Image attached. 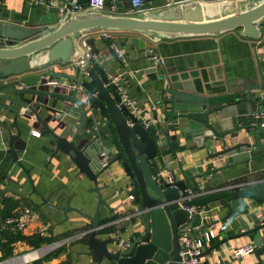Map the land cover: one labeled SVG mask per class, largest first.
Instances as JSON below:
<instances>
[{"label":"water","instance_id":"95a60500","mask_svg":"<svg viewBox=\"0 0 264 264\" xmlns=\"http://www.w3.org/2000/svg\"><path fill=\"white\" fill-rule=\"evenodd\" d=\"M58 1L68 3L72 0ZM116 1L106 0V6H124L123 2ZM159 1L164 3L142 14H113L89 9L62 20L50 19L49 13L36 19L41 5H34V26L8 21L9 9L0 8V12H5L1 14L5 20L0 19V100L17 105L12 108L0 102V113L8 110L15 118L21 109L33 113L43 127L41 135L51 136L54 154L66 155L93 182L97 204L94 214L87 216L92 226L84 243L87 247L84 253L90 264H181L179 233L188 213L179 207L178 199L186 188L202 193L200 197L185 201L186 206L197 207L192 225L198 226L200 231L209 226L202 224L200 208L218 202L228 209L221 220L232 218L234 214L236 234L223 238L214 247L230 238L258 233L254 253H264V224L260 223L263 214L250 208L251 203L264 206V178L208 191H203L199 182L217 171L251 160H264V127L255 125L250 117L251 112L264 108V74L259 63L260 82L241 86L223 80L214 82L202 64L173 66L180 58L165 59L163 64L149 66L148 71L157 72L161 82L153 104L155 109H165L162 115L166 118L165 126L147 120L149 127L142 123L133 107L121 103L118 83L112 82L107 69L98 60L89 59L84 65L74 66L69 78L80 89L48 91L38 86L40 79L46 75L60 76L51 72L30 73L51 62H74L84 52L82 43L89 47L90 53L100 57L92 36L96 32L126 31L152 39L218 36L231 30L252 39L264 36V0ZM87 3L89 0H76L79 6ZM48 23L51 26L46 27ZM100 41L106 46V56L120 63L119 55L125 51H117L113 38L102 37ZM126 43L133 44L136 50L149 57L150 51L143 40L133 37L125 40ZM7 90L10 93H5ZM21 95L39 96V100L33 105L22 100ZM45 97L54 99V108L60 111L57 120L64 127L58 133L36 112V107L44 106ZM70 116L78 118L77 122L72 123ZM177 119L186 122L178 127L184 136H191L201 144L204 140L223 144L219 150L214 148L211 158L225 154L227 160L209 170L202 166L183 168L179 165L181 177L175 174L176 187H171L159 175L160 151L166 145L176 154L180 143L172 139L171 130L176 124L174 120L179 123ZM0 125L5 127L1 120ZM252 129L256 130L258 138L255 133L249 134L248 130ZM6 130L7 136L0 135V153L11 155L7 170L16 163L28 174L18 154L25 150L26 141L18 128L16 133ZM69 130L72 134L67 138ZM227 139L233 140L232 144L228 145ZM103 161L106 162L104 166ZM113 164L122 169L127 179V193L133 197L128 201L129 228H123L124 237L115 234L98 238V209L101 204L108 207L101 195V189L108 184L100 186L98 178ZM4 177L5 173L0 175V181ZM5 191L0 189V196ZM258 264H262L260 258Z\"/></svg>","mask_w":264,"mask_h":264},{"label":"crops","instance_id":"0c3cea01","mask_svg":"<svg viewBox=\"0 0 264 264\" xmlns=\"http://www.w3.org/2000/svg\"><path fill=\"white\" fill-rule=\"evenodd\" d=\"M213 1V0H208ZM123 2L122 8L105 6L103 11L113 14H130V0H117ZM164 1L147 3L142 11L136 12L142 14L150 11ZM119 4V3H117ZM8 8L10 22H15L24 26H34L35 7L25 3V0H2L0 8ZM5 12H0L1 14ZM51 14L50 19L58 18L57 8L46 9L44 6L38 8L35 18L38 19L44 14ZM5 15V14H4ZM51 26L50 23L46 27ZM102 32H96L92 36L95 39L96 47L100 50V57H96L100 64H103L109 75H119L118 85L121 92L129 99L133 100L140 110V117L150 120L154 125H166V118L162 115L165 109H155L153 102L157 98V91L161 87V82L157 79V72H149L150 61L143 52L136 50L131 43L124 44V41L137 37L145 42L148 51H154L166 60L169 58H180L174 62L173 66L202 64L209 70V76L212 80H223L231 84L256 85L260 82L257 64L259 63L264 74V36L261 39H252L239 34L237 30L224 32L218 36H191L175 39H152L143 37L126 31L108 32V38H113L117 43L116 49L119 52L125 51L119 55L121 62H116L111 56L107 55V49L100 39ZM83 44V43H82ZM88 50V46L84 50ZM173 64V61H171ZM164 69V66L162 67ZM74 65L72 62H51L35 72H51L55 76H60L64 82H72L69 78L73 74ZM28 73V74H30ZM210 78V79H211ZM43 77L37 83L42 81ZM48 91H66L63 88L41 87ZM5 93H10L9 90ZM22 100L30 104H36L39 96L21 95ZM5 103L12 108H17L16 104ZM55 100L49 97L43 99L44 106L36 107L39 117L48 124L57 133L64 127L62 122L57 120L60 111L54 108ZM156 119H154V114ZM71 122H77L78 118L70 116ZM0 120L4 126L12 133L21 132V137L26 141L25 150L18 151L21 162L28 169V174L16 163L11 164L9 153H0V175L5 173V177L0 181V189L6 190L0 196V223L6 213H10L18 207H30L34 211V217L28 223V229L23 236L33 237L38 235L41 221L51 223L50 230L43 234L50 242L42 244L38 258H42L50 252L57 254L43 264H90L89 257L84 253L87 250L85 240L88 237V230L92 226L91 220L87 216H92L96 210L97 196L93 191L94 184L81 173L69 158L61 152L54 154V143L50 135L43 136L41 132L43 127L37 122L33 113L26 109H21L20 114L15 118L11 111H2ZM14 120L16 123H14ZM174 120L176 123L171 130L172 139L179 141V146L174 154L170 149L163 145L160 154L166 156L168 166L175 174L181 177L179 165L183 168L191 166H202L204 170L218 167L224 164L220 158H211L215 149H221L220 142L213 140H204L203 143L196 142L191 136H184L179 132L178 127L186 124L184 120ZM3 125H0V135L7 136L8 132ZM85 128H88L86 125ZM249 134L256 130H248ZM72 130L66 133L69 138ZM156 136V135H153ZM228 145L233 140L227 139ZM6 145V143H4ZM226 163V162H225ZM160 166H163V160L160 158ZM264 178V160H251L245 164H239L226 168L208 176L202 177L200 182L201 189L208 191L222 186H235L248 181H255ZM127 179L122 169L113 164L107 173L98 178V184H108L101 189V195L108 207L101 204L98 209V222L100 228L96 231L98 238H105L110 235L126 236L123 228H129L130 220L127 209L130 204L125 197L127 194ZM11 201L14 209L6 207L3 200ZM124 203V204H122ZM251 210H260L264 216V206L251 203ZM205 211V217H202V224L207 223L208 229L215 231V238L207 245L205 250V259L203 264H214L217 259H222L231 264H258V258L264 264V253L254 252L248 254L242 259L236 260L232 256V247L243 244H255L258 233H252L236 238H230L226 242L218 244L223 238H228L236 234L237 224L234 214L232 218L221 220L227 213L225 205H219L218 202L210 203L202 207ZM9 211V212H8ZM81 212V213H80ZM249 226L252 222L247 219ZM0 228V241L6 239L2 236ZM3 230L15 233L10 226H5ZM37 248V249H38ZM33 246L25 240H18L13 244V255L17 257ZM1 255V252H0ZM4 259L1 264H10Z\"/></svg>","mask_w":264,"mask_h":264},{"label":"built area","instance_id":"2783aa9c","mask_svg":"<svg viewBox=\"0 0 264 264\" xmlns=\"http://www.w3.org/2000/svg\"><path fill=\"white\" fill-rule=\"evenodd\" d=\"M27 3L31 6L34 5H41L44 6L46 9H50L53 7L57 8L58 13V20H62L66 16L76 14L83 12L85 10H96V11H102L106 6V0H89V3L85 4L84 6L76 5V0H72L68 3H62L58 0H27ZM147 2L145 0H130L129 4V12L130 13H136L139 11H142ZM104 37L109 36L108 32H102ZM86 45L83 43V47ZM95 60L96 55L90 53L89 47L88 50L85 49L82 55L72 62L74 66H81L84 65L87 60ZM151 66H156L158 64H163L165 61V58L162 56H159L154 51H150V55L148 57ZM110 78L112 79V82L118 83V79L120 78L119 75H110ZM39 87H48V88H63L66 90H72V89H80L76 86L73 82H64L61 81L60 78L46 75L43 77L42 81L38 84ZM119 87V85H118ZM121 88L119 87V91ZM121 103H124L125 105H128L130 107H133L134 111L137 113V115L140 117L139 113L140 110L136 106V103L129 99L125 94L121 92ZM250 117L255 125H260L264 127V108H258L255 111L251 112ZM141 118V117H140ZM142 123L146 126H150V122L142 119ZM160 158L163 160V166L161 167V170L159 172V175H162L164 177V181L171 187H176L175 182V175L172 172V170L168 166V160L166 156L160 154ZM217 158H220L224 161V163L227 160V156L225 154H221L217 156ZM106 164L105 161L102 162V165L104 166ZM156 180H159V177H155ZM184 194L180 193V197L178 199V205L180 208L187 211V219L185 222H183L180 226V233H179V243H180V256H181V264H203V261L205 259V250L204 248L207 247L208 244L211 243V241L215 238L216 234L213 229H204L200 231L198 229V226L192 225V219L194 217V214L197 212L196 206H186L185 201L190 200L195 197H200L202 193L200 192H193L190 190V188H186L184 190ZM133 199L131 194H127L125 197V200L131 201ZM204 212L202 208H200L199 213L201 214V217H205ZM34 217V211L30 207H18L12 211V213L4 218L1 222L0 228H4L5 226L12 227L15 231L20 232L21 234H24L28 229V223L29 221ZM261 224H264V216L261 217L260 220ZM51 228V223L48 221H41L40 228L38 230V234L43 235L46 234ZM264 244V242H263ZM256 246L255 244H243L236 247H232V256L236 260L242 259L248 254L254 252ZM41 248H35L30 251H27L17 257H11L8 262L10 264H32L34 260H36L39 257ZM33 254V257H30L26 260H21L22 257ZM1 264V263H0ZM214 264H231V262H227L222 259H217Z\"/></svg>","mask_w":264,"mask_h":264},{"label":"trees","instance_id":"16d2710c","mask_svg":"<svg viewBox=\"0 0 264 264\" xmlns=\"http://www.w3.org/2000/svg\"><path fill=\"white\" fill-rule=\"evenodd\" d=\"M3 201L5 202L6 207L10 206L11 210L14 209L13 208L14 204L11 201H8L5 199ZM11 213H12V211L10 213H6L4 218L9 216ZM0 225H1V223H0ZM1 230H2V236H4V238L6 240L0 241V252H1L0 261L7 259L13 255V244L15 242H17L18 240L28 241V243H30L33 246V248H38L42 244L50 242V239H48L46 236L40 235V234L33 236V237H29V236H23V234H21L18 231H15V233H13V232H8V231L5 232V230H3V228ZM56 254H57V252H50L42 258H37L36 260H34L32 262V264H43L44 261L50 260Z\"/></svg>","mask_w":264,"mask_h":264},{"label":"bare ground","instance_id":"6f19581e","mask_svg":"<svg viewBox=\"0 0 264 264\" xmlns=\"http://www.w3.org/2000/svg\"><path fill=\"white\" fill-rule=\"evenodd\" d=\"M33 256H34L33 254H29V255L22 257L21 260H26V259L33 257Z\"/></svg>","mask_w":264,"mask_h":264},{"label":"rangeland","instance_id":"374dc122","mask_svg":"<svg viewBox=\"0 0 264 264\" xmlns=\"http://www.w3.org/2000/svg\"><path fill=\"white\" fill-rule=\"evenodd\" d=\"M148 3V2H147ZM150 4V3H149Z\"/></svg>","mask_w":264,"mask_h":264}]
</instances>
